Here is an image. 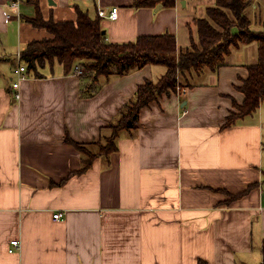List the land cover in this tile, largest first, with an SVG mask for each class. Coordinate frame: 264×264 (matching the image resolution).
Listing matches in <instances>:
<instances>
[{
    "label": "crops",
    "instance_id": "obj_1",
    "mask_svg": "<svg viewBox=\"0 0 264 264\" xmlns=\"http://www.w3.org/2000/svg\"><path fill=\"white\" fill-rule=\"evenodd\" d=\"M13 1L0 0V264H262L264 101L224 128L245 100L239 87L258 61L257 43L232 49L195 87L143 108L109 161L98 158L77 174L84 156L66 137L100 140L139 86L166 68L148 65L106 82L47 64L15 89L18 53L51 36L29 22L33 2L55 21H76V8L92 17L118 8L116 20L101 17L108 41L169 33L180 49L190 46L197 15L185 0L159 9L135 8L133 0H21L20 14ZM250 186L223 204L230 195L222 190L238 195ZM13 240L20 248L10 252Z\"/></svg>",
    "mask_w": 264,
    "mask_h": 264
},
{
    "label": "trees",
    "instance_id": "obj_2",
    "mask_svg": "<svg viewBox=\"0 0 264 264\" xmlns=\"http://www.w3.org/2000/svg\"><path fill=\"white\" fill-rule=\"evenodd\" d=\"M178 0H133L135 8H156L176 6ZM36 6V16L29 19L34 27L45 28L50 37L29 42L21 52V59L27 66V72L41 77V69L47 64L59 63L66 73H73L80 66L85 75L95 81L104 77L106 82L113 78L127 76L148 65L163 66L165 74L156 81H147L140 85L133 99L124 105L114 121L103 127L100 140L92 143H78L69 136L66 142L75 146L84 156V165L77 174L88 171L98 158L109 161L110 155L119 150L118 138L124 131L131 133L137 129L143 108L158 100L164 94L177 92L178 88L195 87L204 74L218 73L232 49L258 44L259 60L248 65L249 76L240 91L245 95L242 105L235 103L238 113L231 112L224 128L258 110L264 101V29L253 30L247 10L252 0H215L206 10L205 17H195L192 25L196 27V38L192 36L189 47L180 49L177 39L169 33L158 36H139L136 40L113 43L107 40L102 27L101 17H92L87 11L77 10L76 21H55L44 19ZM238 27V32L234 29ZM95 86L91 94L98 92ZM108 131V132H107ZM253 186L238 195L227 190L230 203L247 194ZM264 264V244L262 247ZM200 264H208L204 260Z\"/></svg>",
    "mask_w": 264,
    "mask_h": 264
},
{
    "label": "built area",
    "instance_id": "obj_3",
    "mask_svg": "<svg viewBox=\"0 0 264 264\" xmlns=\"http://www.w3.org/2000/svg\"><path fill=\"white\" fill-rule=\"evenodd\" d=\"M20 3H21V0H15L10 4V7L12 9H14L17 12V14H20ZM99 16L104 17V18L107 17V18L112 19V20H116L118 18V8H114L109 15H106L105 11L100 9L99 10ZM10 18H11V16H10V14H8L6 16V21L9 20ZM18 59H19V62H18L17 67L15 69L16 79L13 81V87L15 89L20 88V83L27 78V73H28L27 72V66L25 65V63L21 59V52L18 53ZM74 74L77 76H79V75L81 76L84 74V70L78 65L75 67ZM20 97H21V95L18 92L16 94V98L20 99ZM63 215H64L63 213L59 212V213L54 214V218L56 220H62ZM11 245H12V249L10 250V252H14L15 248L16 249L20 248V241L13 240L11 242Z\"/></svg>",
    "mask_w": 264,
    "mask_h": 264
},
{
    "label": "rangeland",
    "instance_id": "obj_4",
    "mask_svg": "<svg viewBox=\"0 0 264 264\" xmlns=\"http://www.w3.org/2000/svg\"><path fill=\"white\" fill-rule=\"evenodd\" d=\"M188 1V9H194L195 15L197 17H205L206 16V10L208 7L213 6L211 5L209 0H185ZM255 3L257 1H254ZM247 14L249 18L252 21V29L253 30H262L264 29V1H258L256 5L254 3H251L247 10ZM238 27L234 29L235 32H238ZM197 33L194 31V37H196ZM258 45V44H257ZM259 60V57H258ZM162 67V66H161ZM180 88V87H179ZM178 88V89H179Z\"/></svg>",
    "mask_w": 264,
    "mask_h": 264
},
{
    "label": "water",
    "instance_id": "obj_5",
    "mask_svg": "<svg viewBox=\"0 0 264 264\" xmlns=\"http://www.w3.org/2000/svg\"><path fill=\"white\" fill-rule=\"evenodd\" d=\"M183 5H186V3L185 2H183ZM159 8H161V4H159L158 6H157V9H159ZM104 34H106V32L104 31Z\"/></svg>",
    "mask_w": 264,
    "mask_h": 264
}]
</instances>
